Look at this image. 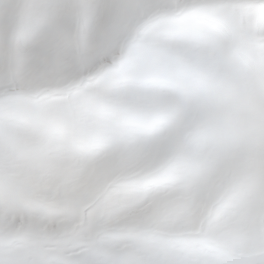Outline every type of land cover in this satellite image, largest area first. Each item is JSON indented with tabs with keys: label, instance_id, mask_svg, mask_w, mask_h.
<instances>
[{
	"label": "snow or ice",
	"instance_id": "6c2138e0",
	"mask_svg": "<svg viewBox=\"0 0 264 264\" xmlns=\"http://www.w3.org/2000/svg\"><path fill=\"white\" fill-rule=\"evenodd\" d=\"M24 3L0 29V264H264V248L212 238L250 207L252 182L208 131L241 84L264 118V0ZM66 17L90 37L79 78L20 87ZM108 17L124 23L96 39ZM112 160L125 170L79 188ZM206 197L199 230L176 231Z\"/></svg>",
	"mask_w": 264,
	"mask_h": 264
},
{
	"label": "rangeland",
	"instance_id": "374dc122",
	"mask_svg": "<svg viewBox=\"0 0 264 264\" xmlns=\"http://www.w3.org/2000/svg\"><path fill=\"white\" fill-rule=\"evenodd\" d=\"M24 11V0H7L6 3L0 0V29L7 32L9 37L13 27L23 18ZM123 23L118 18H105L98 23L95 38L103 39L107 31ZM86 42L78 35L73 19L66 17L45 45V51L51 53V62L23 77L19 86L41 92L59 91L75 83L81 72L78 56ZM236 96V102L210 116L208 131L229 161L247 167L252 182L250 207L238 220L217 227L211 235L225 246L243 239L246 241L245 251H255L264 248V118L254 103L255 89L251 83L237 85ZM220 124L225 126L219 127ZM118 163L115 160L105 162L100 174L93 169L88 180L79 188L89 191L94 187L92 181L99 183L103 176L113 172ZM160 211V208L153 209V215H158ZM207 212L206 197L198 206L195 217L188 215L181 224L174 226L175 230L187 231L186 228L193 223L195 226L190 231L199 230Z\"/></svg>",
	"mask_w": 264,
	"mask_h": 264
},
{
	"label": "clouds",
	"instance_id": "9594fccd",
	"mask_svg": "<svg viewBox=\"0 0 264 264\" xmlns=\"http://www.w3.org/2000/svg\"><path fill=\"white\" fill-rule=\"evenodd\" d=\"M80 38L82 40H87L90 37L86 36V35H80ZM125 170V166L123 164H121L120 162L117 164V166L114 168L113 173L119 174L120 172ZM196 208H194L192 210V212L190 213V215L194 218L195 214H196ZM105 226L110 227V228H114V229H118L124 226V221L120 218H113L110 219L108 221H106ZM195 226V224L193 223L192 225H189L190 228H193Z\"/></svg>",
	"mask_w": 264,
	"mask_h": 264
},
{
	"label": "bare ground",
	"instance_id": "6f19581e",
	"mask_svg": "<svg viewBox=\"0 0 264 264\" xmlns=\"http://www.w3.org/2000/svg\"><path fill=\"white\" fill-rule=\"evenodd\" d=\"M256 205H257V204H256ZM186 230H187V231H190V230H193V229L189 227V228H186ZM252 231H253V230H252Z\"/></svg>",
	"mask_w": 264,
	"mask_h": 264
},
{
	"label": "trees",
	"instance_id": "16d2710c",
	"mask_svg": "<svg viewBox=\"0 0 264 264\" xmlns=\"http://www.w3.org/2000/svg\"><path fill=\"white\" fill-rule=\"evenodd\" d=\"M221 125H224V124H220L219 127H220ZM224 126H225V125H224Z\"/></svg>",
	"mask_w": 264,
	"mask_h": 264
}]
</instances>
